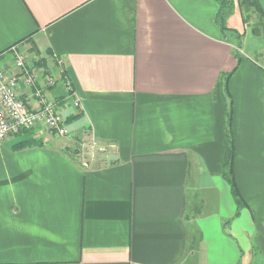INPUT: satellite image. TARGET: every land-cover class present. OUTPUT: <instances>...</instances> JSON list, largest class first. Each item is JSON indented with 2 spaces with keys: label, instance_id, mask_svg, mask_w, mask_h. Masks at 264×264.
Wrapping results in <instances>:
<instances>
[{
  "label": "crops",
  "instance_id": "1",
  "mask_svg": "<svg viewBox=\"0 0 264 264\" xmlns=\"http://www.w3.org/2000/svg\"><path fill=\"white\" fill-rule=\"evenodd\" d=\"M233 3L222 32L215 0H0V70L54 77L70 132L0 142V264H264V41Z\"/></svg>",
  "mask_w": 264,
  "mask_h": 264
},
{
  "label": "built area",
  "instance_id": "2",
  "mask_svg": "<svg viewBox=\"0 0 264 264\" xmlns=\"http://www.w3.org/2000/svg\"><path fill=\"white\" fill-rule=\"evenodd\" d=\"M14 68L17 71L0 70V142L38 127L56 137H68L70 132L67 121L58 111L57 103L47 97V89L55 85L54 77H47V73L27 61L25 55H15ZM20 85L25 90H30V97L38 105L36 109L29 108L26 99L19 92ZM67 93L72 105L80 113L81 104L68 84ZM106 151L96 139H83L78 149L81 165L88 167L90 163L97 161L99 153Z\"/></svg>",
  "mask_w": 264,
  "mask_h": 264
},
{
  "label": "trees",
  "instance_id": "3",
  "mask_svg": "<svg viewBox=\"0 0 264 264\" xmlns=\"http://www.w3.org/2000/svg\"><path fill=\"white\" fill-rule=\"evenodd\" d=\"M215 1L219 5L218 12H217V14L215 16V22H216V24L218 25L219 29L222 32H229L231 30H229L226 27V20H227V18L233 12V7H234L233 0H215ZM244 1H245V4H249L252 8H254L256 10V13H258V15L263 19V14L261 13V9H260V7H259V5H258V3H257L256 0H244ZM240 4H241V8H242L243 5H244V3L242 2V0H241V3ZM245 22H246V18H245ZM263 28H264V26H263ZM251 34H252V36L253 35L259 36L258 33H257V31H252ZM236 38H237V40H240L241 36L240 35H237ZM228 78H229V75L228 74L221 75L219 77V81L217 83V87L224 88L225 85H226V82H227ZM79 116H80V114H77V115H75L73 117V119L74 118H78ZM228 118H229V115H228ZM41 145H42V141L41 140L29 138L26 141H23V142L18 143L15 146V149H21V148L32 147V146H41ZM231 159H232V151L230 150V152H229V160H228V163H227V169H228L227 177H228V182H229V184L231 186V189L233 191V195L235 197L236 203H237V205H240V203H242V201H241V199H240V197H239V195L237 193V190H236L235 185H234V182H233L232 173L230 171Z\"/></svg>",
  "mask_w": 264,
  "mask_h": 264
},
{
  "label": "rangeland",
  "instance_id": "4",
  "mask_svg": "<svg viewBox=\"0 0 264 264\" xmlns=\"http://www.w3.org/2000/svg\"><path fill=\"white\" fill-rule=\"evenodd\" d=\"M242 2L244 3L242 8L247 23L244 29L249 34V37L244 38L245 41L243 43L244 46L242 47V52L246 54H253L252 52H250L252 50L248 49V46L250 45L251 48L252 45H259L263 43L264 40H262L263 38H261L262 36H264L263 21L258 13H256V10L254 8H252L249 4H245L244 0H242ZM252 31H257L259 36H252Z\"/></svg>",
  "mask_w": 264,
  "mask_h": 264
}]
</instances>
